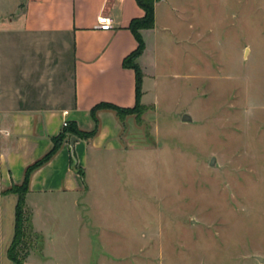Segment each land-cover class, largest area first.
I'll list each match as a JSON object with an SVG mask.
<instances>
[{"label": "rangeland", "instance_id": "374dc122", "mask_svg": "<svg viewBox=\"0 0 264 264\" xmlns=\"http://www.w3.org/2000/svg\"><path fill=\"white\" fill-rule=\"evenodd\" d=\"M170 2L137 60L142 106L120 120L106 196L121 198L108 206L121 230L102 205L62 222L52 206L19 257L46 245L48 264H264V0Z\"/></svg>", "mask_w": 264, "mask_h": 264}, {"label": "crops", "instance_id": "0c3cea01", "mask_svg": "<svg viewBox=\"0 0 264 264\" xmlns=\"http://www.w3.org/2000/svg\"><path fill=\"white\" fill-rule=\"evenodd\" d=\"M170 1L155 3L154 28L141 31L145 43L141 66L148 54L147 40L159 28L158 12L174 11ZM143 15L136 0H0V264H14L7 250L17 196L5 192L21 185L26 168L50 151L64 122L90 132L94 128L90 111L96 105L134 107L135 74L122 63L137 47L128 26ZM99 17H105L110 27L99 25ZM96 117L97 134L74 143L76 171L68 136L50 161L31 174L25 205L34 235L42 234L38 219L51 218L52 206H57L62 222L65 217L79 220L81 209L95 215V208L102 205L107 229L121 230V216L108 208L121 198L107 197L106 189L114 180L115 163L119 176L126 156L122 128L111 110H99ZM113 219L112 226L108 222ZM53 258L44 245L31 249L24 263L48 264Z\"/></svg>", "mask_w": 264, "mask_h": 264}, {"label": "trees", "instance_id": "16d2710c", "mask_svg": "<svg viewBox=\"0 0 264 264\" xmlns=\"http://www.w3.org/2000/svg\"><path fill=\"white\" fill-rule=\"evenodd\" d=\"M161 0H136L138 7L144 12L142 18L131 20L128 29L133 34L137 47L123 60V67L132 69L135 74V105L132 108H119L111 104H98L91 111L90 116L94 122V128L90 132H82L78 130L75 124H70L64 127L62 133L57 137L52 138V148L47 152L41 159L26 168L24 174V180L21 185H14L8 189L5 193L15 194L17 196V202L15 207V220H14V234L11 245L7 250V257L14 264H25L24 260L28 253L21 258L19 257L18 247L23 244L24 240L27 238V233L31 234V224H30V214L26 209L25 196L28 192V184L31 174L46 164L50 159L56 154L60 149L64 140L70 137H76L80 139H90L97 134L98 130V120L96 113L99 110L106 109L111 110L116 113L119 121L122 117L135 114L141 108V97H142V82L143 75L137 65L138 58L143 54L145 49V43L141 35L143 30H151L155 25L154 7L155 3ZM78 173L79 170H78ZM81 175V173H80Z\"/></svg>", "mask_w": 264, "mask_h": 264}, {"label": "water", "instance_id": "95a60500", "mask_svg": "<svg viewBox=\"0 0 264 264\" xmlns=\"http://www.w3.org/2000/svg\"><path fill=\"white\" fill-rule=\"evenodd\" d=\"M182 121L183 122H188V121H190V118L188 116L184 115L182 117ZM76 141H77L76 137H70V139H69V149H70V155H71V161H72L71 167L75 171H76L75 167H76L77 162H76V158L74 156L73 146H74V143ZM211 164H212V162H211Z\"/></svg>", "mask_w": 264, "mask_h": 264}, {"label": "built area", "instance_id": "2783aa9c", "mask_svg": "<svg viewBox=\"0 0 264 264\" xmlns=\"http://www.w3.org/2000/svg\"><path fill=\"white\" fill-rule=\"evenodd\" d=\"M98 24L101 25L103 28H109L110 27V23L107 21V19L105 17H99L98 18ZM63 126L66 127L67 123L64 122Z\"/></svg>", "mask_w": 264, "mask_h": 264}]
</instances>
